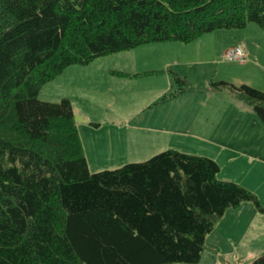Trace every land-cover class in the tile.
<instances>
[{
    "label": "trees",
    "instance_id": "obj_1",
    "mask_svg": "<svg viewBox=\"0 0 264 264\" xmlns=\"http://www.w3.org/2000/svg\"><path fill=\"white\" fill-rule=\"evenodd\" d=\"M249 24L264 32V0H0V264H198L227 210L264 217L205 157L169 150L90 173L69 100L38 99L70 66ZM210 85L264 123L263 92Z\"/></svg>",
    "mask_w": 264,
    "mask_h": 264
},
{
    "label": "rangeland",
    "instance_id": "obj_2",
    "mask_svg": "<svg viewBox=\"0 0 264 264\" xmlns=\"http://www.w3.org/2000/svg\"><path fill=\"white\" fill-rule=\"evenodd\" d=\"M230 48H240L245 63L225 60ZM175 76L185 84L176 86ZM211 82L264 93V32L249 24L188 45L149 44L70 66L41 88L38 99L69 100L90 173L176 151L213 160L218 181L245 188L264 206V123ZM204 247L198 264H250L264 252V217L251 204L229 209Z\"/></svg>",
    "mask_w": 264,
    "mask_h": 264
},
{
    "label": "built area",
    "instance_id": "obj_3",
    "mask_svg": "<svg viewBox=\"0 0 264 264\" xmlns=\"http://www.w3.org/2000/svg\"><path fill=\"white\" fill-rule=\"evenodd\" d=\"M225 58L228 60L243 62L244 57L239 49H230L226 52Z\"/></svg>",
    "mask_w": 264,
    "mask_h": 264
}]
</instances>
